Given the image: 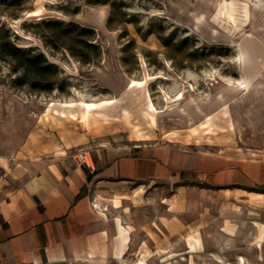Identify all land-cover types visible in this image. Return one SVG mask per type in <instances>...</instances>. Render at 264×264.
Here are the masks:
<instances>
[{
  "label": "rangeland",
  "instance_id": "obj_1",
  "mask_svg": "<svg viewBox=\"0 0 264 264\" xmlns=\"http://www.w3.org/2000/svg\"><path fill=\"white\" fill-rule=\"evenodd\" d=\"M191 99L212 114H182ZM16 137L34 158L158 140L264 151V0H0L1 154ZM219 258L232 260L204 252L163 264Z\"/></svg>",
  "mask_w": 264,
  "mask_h": 264
},
{
  "label": "crops",
  "instance_id": "obj_2",
  "mask_svg": "<svg viewBox=\"0 0 264 264\" xmlns=\"http://www.w3.org/2000/svg\"><path fill=\"white\" fill-rule=\"evenodd\" d=\"M10 142L0 153V264H163L204 252L264 264L263 150L158 140L97 146L88 165L68 151L23 157ZM190 235L203 247L193 251Z\"/></svg>",
  "mask_w": 264,
  "mask_h": 264
},
{
  "label": "bare ground",
  "instance_id": "obj_3",
  "mask_svg": "<svg viewBox=\"0 0 264 264\" xmlns=\"http://www.w3.org/2000/svg\"><path fill=\"white\" fill-rule=\"evenodd\" d=\"M238 56H239V58H241V53L240 52H239ZM256 77L257 76L254 77L255 80L258 79ZM238 81H239V84L236 85V86H237V88L242 89V90L249 89L251 87V85H252V83H250V82H248L246 80H238ZM183 94H184L183 92L179 93V95H178L179 96V99L182 98V95ZM215 98L221 100V105H228V104L230 105L231 104L230 101L234 97H229L225 93H222L221 92L218 95H216ZM192 106H194L195 108H197V110L200 111V112L201 111L202 112L204 111L205 112V115L203 117H205V118L206 117H209L212 114V111L209 110V108L204 107L201 104H199V102L191 99V100H189V103H187L186 105H183L180 108L181 111H182V114H187L191 118V120L194 119V109H193ZM240 262L246 263V257L245 256L240 257Z\"/></svg>",
  "mask_w": 264,
  "mask_h": 264
},
{
  "label": "built area",
  "instance_id": "obj_4",
  "mask_svg": "<svg viewBox=\"0 0 264 264\" xmlns=\"http://www.w3.org/2000/svg\"><path fill=\"white\" fill-rule=\"evenodd\" d=\"M73 158L78 164L90 165L89 150H87L86 148H80L77 152L73 154Z\"/></svg>",
  "mask_w": 264,
  "mask_h": 264
},
{
  "label": "trees",
  "instance_id": "obj_5",
  "mask_svg": "<svg viewBox=\"0 0 264 264\" xmlns=\"http://www.w3.org/2000/svg\"><path fill=\"white\" fill-rule=\"evenodd\" d=\"M16 49H17V50H20L19 47H16ZM42 57H43L42 54H38L36 57H34L33 60H35V59L38 60V59H41ZM48 66H53V64H52V63H48Z\"/></svg>",
  "mask_w": 264,
  "mask_h": 264
}]
</instances>
